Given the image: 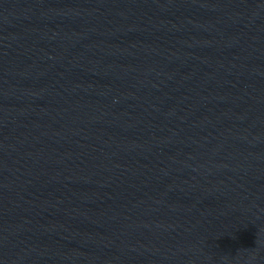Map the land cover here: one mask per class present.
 I'll return each instance as SVG.
<instances>
[{
	"label": "water",
	"instance_id": "1",
	"mask_svg": "<svg viewBox=\"0 0 264 264\" xmlns=\"http://www.w3.org/2000/svg\"><path fill=\"white\" fill-rule=\"evenodd\" d=\"M0 264H264V0H0Z\"/></svg>",
	"mask_w": 264,
	"mask_h": 264
}]
</instances>
